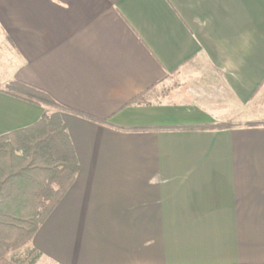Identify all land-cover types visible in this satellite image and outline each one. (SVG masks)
I'll return each mask as SVG.
<instances>
[{"label":"crops","instance_id":"0c3cea01","mask_svg":"<svg viewBox=\"0 0 264 264\" xmlns=\"http://www.w3.org/2000/svg\"><path fill=\"white\" fill-rule=\"evenodd\" d=\"M11 83L78 163L34 264H264V0H0V135Z\"/></svg>","mask_w":264,"mask_h":264},{"label":"trees","instance_id":"16d2710c","mask_svg":"<svg viewBox=\"0 0 264 264\" xmlns=\"http://www.w3.org/2000/svg\"><path fill=\"white\" fill-rule=\"evenodd\" d=\"M7 88L55 109L29 127L0 135V264H33L39 252L27 244L71 186L78 163L61 120L64 108L23 85L11 83ZM143 101L138 95L128 104ZM21 248L23 257L17 254Z\"/></svg>","mask_w":264,"mask_h":264},{"label":"rangeland","instance_id":"374dc122","mask_svg":"<svg viewBox=\"0 0 264 264\" xmlns=\"http://www.w3.org/2000/svg\"><path fill=\"white\" fill-rule=\"evenodd\" d=\"M163 85H165V81H164V83H163ZM47 108H48V113L49 112H52V111H54L55 109L53 108V107H50V106H47V105H45ZM24 249L25 248H21V250L19 251V253L17 252V254H20V256L19 257H23L24 255L22 254V252L24 251ZM36 263V262H35ZM34 264V263H33Z\"/></svg>","mask_w":264,"mask_h":264}]
</instances>
